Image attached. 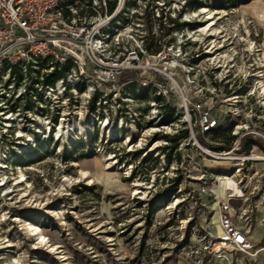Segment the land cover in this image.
<instances>
[{
	"label": "rangeland",
	"instance_id": "rangeland-1",
	"mask_svg": "<svg viewBox=\"0 0 264 264\" xmlns=\"http://www.w3.org/2000/svg\"><path fill=\"white\" fill-rule=\"evenodd\" d=\"M166 2L162 7L149 1L148 9L155 16L158 11H164L171 18L177 17L178 24L182 25L180 32L198 40L204 57L197 71L202 78L198 79L207 86L214 83L215 89L210 88L214 105L223 109L214 113L221 128L212 135L199 137L201 147L184 144L182 172L174 178L175 183L178 188L196 191L201 179H206L209 187L214 188L218 177H232L235 172L238 173L235 181L248 200L235 201L229 210L220 206L217 211L216 190L213 200L203 195L192 196L181 207H174L172 201H165L171 194L165 192L171 187L167 179L169 175L175 177L174 174L166 167L162 170L159 160L152 159L156 163L152 167L156 166L161 173L149 190L152 180L144 169V152L148 151L149 157H164L163 152L173 155L182 137L165 140L160 135L146 144L144 137L140 140L135 135L130 146L124 143L134 149L124 158L126 166L135 164L134 173L128 169L124 175L115 171V167L108 169L109 165L100 155L107 151L96 152L95 147L100 142L95 125L90 134L78 139L81 140L79 146H75L78 140L72 143V150L65 146V153L58 152L59 147L52 145L50 168L46 164L32 165L43 170L40 174L30 171L28 179L26 176L28 184L20 188L13 185L12 179L19 177V168L13 173L10 170L0 173L6 172L9 183L4 187L0 185V264H14L15 258L20 257L25 264H264V99L255 76L264 70V0H198L190 7L185 5L186 0ZM202 7L220 12L216 16L218 33L215 37L209 36L211 41L206 40L207 33L196 32H200L205 20L200 12ZM211 49L215 55L206 54ZM203 69L210 73L203 75ZM180 70L175 76V104L177 113L182 114L185 98L193 97L194 102L204 105L210 96L202 94L201 89L190 92L187 74L183 68ZM226 112L230 116V112L241 116L235 118L236 124L248 123L255 134L253 138L252 135L240 138V149L235 154L238 156L245 151L244 143L254 141L250 152L262 158L244 165L240 175L237 171L240 161L219 160L215 154L208 156L206 151H229L228 146H234L232 131L235 127L226 118ZM74 115L71 124L87 125L88 120H92L85 110H77ZM179 118L178 114L171 121ZM81 119L85 122H80ZM149 130L146 136L155 131ZM156 145L158 148L153 152ZM161 145L165 148L159 150ZM136 184L141 188L139 195ZM25 193L28 197L22 199ZM160 196H163L161 200ZM212 201H216L214 206ZM56 210L60 218L47 214ZM216 215L220 221L223 216H229L236 227L247 231L253 247L246 253L234 254L228 252L232 248L221 247L214 222ZM19 216L39 223L49 239L47 246L60 247L58 252L52 251V247H39L36 237L24 234L15 221ZM10 245L12 247L7 248Z\"/></svg>",
	"mask_w": 264,
	"mask_h": 264
},
{
	"label": "built area",
	"instance_id": "built-area-1",
	"mask_svg": "<svg viewBox=\"0 0 264 264\" xmlns=\"http://www.w3.org/2000/svg\"><path fill=\"white\" fill-rule=\"evenodd\" d=\"M149 1L162 7L167 5L166 0H0V154L4 158L0 173L16 172L22 167L28 179L30 171L40 174L43 170L32 165L46 164L50 168L56 133L73 120L75 111L85 110L96 116L99 124L118 129L119 134L110 140L108 134L103 136L102 126H98L100 144L95 150L112 155L124 175L128 169L134 173L135 167L132 163L126 166L124 161L134 152L122 139L128 127L134 125L137 137H144L146 144L156 136L166 140L186 132L188 135L182 137L173 155L163 152L164 157H149L148 151L144 152V169L152 180L149 190L161 173L156 166L152 167V159H157L162 170L166 167L175 176L169 175L171 187L165 191L171 193L165 201H172L174 207H181L192 196L203 195L212 200L217 196L218 188H210L206 179H201L196 191L178 188L175 183L174 178L182 172L184 144L201 147L199 137L212 135L221 128L214 113L223 109L214 105L210 89H215L214 83L207 86L198 79L202 78L197 72L199 63L204 60L198 40L180 32L182 25L177 17L171 18L164 11L152 14ZM191 1L198 0H186L185 5L190 7ZM204 36L206 40L210 38ZM208 62L212 64L211 60ZM181 68L189 79L190 92L201 89L202 94L210 96L204 105L194 102L193 97L185 98L182 114L177 113L175 104V76ZM209 73L203 69V75ZM230 113L231 116L227 112L225 115L235 127L234 146L215 153L205 149L208 156L215 154L223 160L239 151L240 138L254 137L251 126L236 124L235 118L241 116ZM178 114L180 118L171 121ZM149 129L155 131L146 136ZM163 148L161 145L159 150ZM238 156L240 160L231 161L241 162L237 169L240 175L242 167L255 160L250 150ZM7 176L3 179L0 174L3 187ZM247 200L244 196L228 197L220 206L229 210L235 201ZM221 223L224 234L218 238L230 244L234 253H246L253 247L248 232L236 227L229 216H223Z\"/></svg>",
	"mask_w": 264,
	"mask_h": 264
},
{
	"label": "bare ground",
	"instance_id": "bare-ground-1",
	"mask_svg": "<svg viewBox=\"0 0 264 264\" xmlns=\"http://www.w3.org/2000/svg\"><path fill=\"white\" fill-rule=\"evenodd\" d=\"M200 12L202 15H204V18H205V20L202 21L203 26H200V32H205L210 37H215L218 33V31H217L218 28H216V25H217V17L216 16L219 15L220 12L216 9L210 10L207 7H202ZM212 43H214V42H212ZM249 44H251V42H249ZM212 47H214V46H212ZM213 49H211L212 51H210L208 53H211V55H215V51H213ZM262 67H264L263 64H262ZM255 76L258 79L257 80L258 84H260V93L262 94L263 99H264V70H260V72ZM80 116H83V115L80 114ZM91 116H92V120H88L89 123H87V125H82L79 123L74 124L75 122L71 124L69 121L67 125L63 124L61 126L60 133H56L55 138H53L54 142L52 143V145L54 147H56V148L59 147L58 152L64 151L65 146L68 147L69 150H72V147H71L72 143L74 141L78 140L80 137H86L88 134H90V132L93 131V128L95 125L97 127L102 126L103 136H104V134H108V139H110V140H112L116 136V134H119L117 128L113 129L110 125L105 124V123L99 124L98 121L96 120L97 119L96 116H94V115H91ZM81 118H83V117H81ZM135 130H136V128L134 125L127 128L126 134L122 135V139L124 140L125 144H128L130 146L133 143V141H134L133 138L136 135ZM148 131H150V130H148ZM157 148H158V145L154 146L152 151L155 152ZM106 153L107 152L102 151L100 153V155H101V158L103 160H105V163H107L109 165L108 169H110L111 167H115V169L114 168L113 169L115 171L117 170V172H120L119 170H121V168H118V164L114 160L113 156L106 154ZM229 156L227 158H224V159H226V160H240L241 159V158H239V156H237L234 153L229 154ZM252 159L260 160L262 158L252 156ZM3 161H4V158L0 154V162H3ZM4 168H6V167H4ZM18 174H19L18 178L12 179L14 181L13 185H15L16 188H20L24 184H28V181L26 179V175H25L22 167H20L18 169ZM82 174L86 176V173H82ZM2 175H4L3 179H5L4 177H6V172H4ZM128 176H130L131 178L133 177L132 174H130V173H128ZM237 176H238V173L234 172L232 177L223 176V177L217 178V181L215 182V185L218 188L217 189V195L219 197L218 201L216 203V206H217L216 210L217 211L220 208V204H222V200H226L228 197H233V196H238V197L243 196V192L241 191L240 187L238 186L237 182L235 181V178ZM8 184L9 183L7 181H5L4 186H7ZM138 186L139 185L136 184V191L138 194H141L142 193L141 188H139ZM22 193H23V191H22ZM26 197H28L27 193L23 194L21 198L23 199ZM59 211H61V210H59ZM47 214L51 215L52 218H55V217L60 218V216H61L60 212H58L57 210L53 211V212L48 211ZM214 219H215L214 222L217 224L216 226L218 227V234L219 235L224 234V229L222 227V223L219 220L218 216L216 215ZM15 221H17L19 223V226L21 227L24 234H26L27 236L36 237V239L39 241V244H40L39 247L47 246L50 243L49 239H47V237L44 234L39 223L29 222V220L24 219V217H22V216H19V218H17ZM63 224L66 226V222H64ZM219 241H220L221 247L226 248L227 250L232 248V251H228V252H230V253L235 252V249L230 244L224 242L221 238H219ZM10 247H12V245L8 246L7 248H10ZM39 247L37 249H40ZM47 247H52L51 248L52 251H55V252H58V250L60 248L58 246H52V245L47 246ZM0 251H1V248H0ZM14 264H25V261L22 257L15 258Z\"/></svg>",
	"mask_w": 264,
	"mask_h": 264
},
{
	"label": "trees",
	"instance_id": "trees-1",
	"mask_svg": "<svg viewBox=\"0 0 264 264\" xmlns=\"http://www.w3.org/2000/svg\"><path fill=\"white\" fill-rule=\"evenodd\" d=\"M194 2L193 1H191V2H189V5H191V4H193ZM214 132H216V131H214ZM184 136H186V132H183L182 133V135H180V137H184ZM232 138H234L235 139V137H232ZM178 139V138H177ZM233 142V141H232ZM254 141H251V143H244V145H243V148L245 149V150H250L251 149V147H252V145L254 144L253 143ZM231 145V144H230ZM230 146H228V148H229Z\"/></svg>",
	"mask_w": 264,
	"mask_h": 264
}]
</instances>
